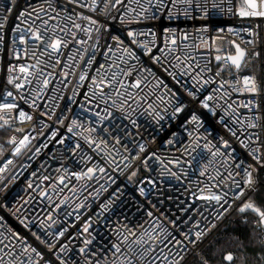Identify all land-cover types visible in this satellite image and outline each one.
Returning a JSON list of instances; mask_svg holds the SVG:
<instances>
[{
    "label": "built area",
    "instance_id": "obj_1",
    "mask_svg": "<svg viewBox=\"0 0 264 264\" xmlns=\"http://www.w3.org/2000/svg\"><path fill=\"white\" fill-rule=\"evenodd\" d=\"M50 2L56 11L49 9L45 0H0V25H3L0 27V37H2L0 39V103L18 105L17 109L12 110L13 120L10 125L0 128V168L5 167L9 159L12 160L11 164H7L5 171L0 172V249H2L0 258L3 259L4 264H8L7 253L13 249H15L14 256L22 253V244H27L30 246L29 254L34 264L36 262L46 264L48 261L52 264H60L57 256L65 260L66 264H96L97 260L100 264H111L113 259L111 253L114 251L111 245L117 242V234L127 235L131 230L136 233L137 237L147 233L148 235H144L145 240H148L151 235L155 236L154 244L152 240H149L145 245V248L151 247L152 251L145 256L143 261H137V264H152L156 257L159 259H155V264H182L191 255H196L204 261L205 258L200 252V244L222 221L229 217L233 210L239 209L241 204L249 201L247 197L250 193L264 185V165L249 155L250 148L241 144V141H244L245 144H251L252 148L258 147L256 143L250 142L247 138L250 134L257 133L261 141H264V128L247 126L245 117L256 112V109L253 108L250 112L249 109L240 105V101L248 98L250 94L232 90L237 87V79H240L239 86H243L241 77L244 75L253 76L258 83H264V18L240 17L236 9L243 3V0H207V15L203 9L193 7L188 10L189 14L186 16L183 12L184 5L180 4L177 9L173 10L175 14L171 19L168 18V9L172 7L170 0H164L165 7L160 11H156V0H152V8L157 18L141 19L139 23L135 21L128 23L132 19L130 12L124 22H121V15L126 12L127 8L139 11V5L135 0L131 3L129 0H123V6L110 8L109 14L101 11L104 0H97L99 8L96 11L77 8L69 4L68 0H50ZM139 2L146 8L148 7V0H139ZM199 2L204 3V0H199ZM88 3L91 4L92 0H88ZM213 3L221 4L224 11L212 9ZM41 5L47 15L40 11ZM230 5L231 12L228 11ZM8 8H12V11L9 12ZM65 8L68 12L75 9L76 12H83L86 16L98 19L99 23L93 26L91 39L82 29H72L77 33L75 39L86 41L82 45L76 44L70 34L65 35L58 31L61 38L68 44L58 53L62 63L56 67H49L46 64L39 65L44 70L45 76L49 72L53 73L52 76L47 77L49 84L44 86L43 78L38 79L34 75L27 78L29 83H23V87L17 89L15 82L24 80V77L19 74V65H35L36 61L31 56L32 51H36L37 56L45 51L44 42L34 45L30 39V33L23 30L32 27L33 21L39 25L40 20L37 19L39 15L42 19L49 20V36H51L53 25L59 24V28H63L68 22L66 19L60 21L49 19V17H55L57 12L63 17ZM21 12L25 14L21 16ZM73 19L76 23H80L82 28L89 26L88 20H79L75 16ZM101 25L104 27L98 34L95 28ZM17 26L19 30L13 31L17 29ZM230 27L237 30L251 28L253 32L258 33V36H252L247 32L234 35L228 32ZM69 28L71 29V24ZM165 28L176 30L174 33L167 34L169 45L172 35L176 36L174 51L170 49V46L166 47ZM129 29L154 33V36L141 35L136 39L149 42L153 55L166 56L172 64H176L175 57H179L181 63L189 66L186 69L187 75L181 73L179 69L175 70L181 81L177 84L163 72L160 65L144 54L141 46L131 45L138 59L130 60L127 66L121 64V67L135 65L138 70L151 69V72L141 73L142 84L138 89L131 90L140 97H147V102L140 100L139 106L133 104L131 100L128 101L135 109L131 117L136 121L135 126L130 123L129 119L124 118L126 113H121L117 107L112 106L111 100L107 104L100 103L98 100L89 103L91 100L89 84H91V77L96 74V69L106 60L108 63H113V61L120 63L119 57L122 53L115 50L116 42L112 40V36H120L124 41L123 47H128L130 46V38L127 36ZM220 29L224 31L220 32ZM183 33L188 34V40L182 39ZM22 34L26 37V43H21L19 39ZM218 36L225 38L223 41H216V45L222 46L223 49L219 53L215 51V45L210 49L198 39L203 38L210 41L212 37ZM97 39H99L100 47L94 50L93 45L97 43ZM249 39L254 40L255 45L246 44L245 41ZM231 40H236L248 50L241 71L237 74L233 68L230 75L225 66L221 75L216 77L220 62L215 60V56L234 54V47L228 43ZM193 42L196 43L194 49L185 46ZM108 46H113L114 51L106 57ZM25 48L28 50L27 56H25ZM17 51H19V57L16 55ZM257 51L259 56H254L253 52ZM47 52L48 55L42 56L41 59L49 61L51 57L50 63L55 64L57 54L52 53L51 49H47ZM70 53L73 56L72 61H68ZM81 53L84 56L83 59H81ZM186 53L191 57L190 62ZM92 57H94L93 64L88 68L86 80L80 83L79 75L84 70L87 60ZM64 62L69 64L68 69L64 68ZM206 65L211 71L201 72ZM10 67L15 71L10 73ZM72 68H75V74H72ZM172 70L169 68V71ZM64 71L69 72L67 77L62 75ZM197 73H200L204 79L215 77V80L208 85H203L202 81L193 84L192 77ZM9 75L16 77L13 84L8 83ZM157 78L164 81L167 89L161 86L153 93L148 85L154 87ZM130 79L134 81L136 76L133 75ZM221 81H229V83L225 84L223 89L214 91ZM184 84L190 88H200L202 96L212 94L213 100L209 103L213 107L220 105L216 109L218 114L214 117L207 110H200L204 119L202 126L198 128L194 136L199 135L207 139L200 140V148H197L191 156L182 151V148L190 143V138L188 133L180 127L189 113L186 111L179 114L177 119L170 121L172 107H167L165 111L167 101L173 98L172 93L184 97L185 100L188 99L182 87ZM40 88H44V91L40 93L38 99L37 92ZM8 91L12 92L11 97L7 96ZM105 91L108 92L110 89L105 88ZM225 91L229 95L225 96ZM85 93L89 95L86 97ZM161 95L164 96L163 101L157 99ZM22 96L28 100L27 103L25 99H21ZM32 100L36 101V107L31 106ZM120 102L117 100V105ZM149 103L155 105L156 109L164 115L162 122L157 123V120L149 114ZM228 103L233 104L232 109L228 108ZM105 107L113 112L114 116L109 117L101 125L97 123L94 113L100 111L101 115H104ZM20 109H23L32 119L21 121ZM88 109L93 111H87ZM261 113L264 114V104H262ZM221 116L224 117L229 128L235 131V136L224 127L223 123L219 122ZM74 118L81 122L82 127L77 128L76 132L82 135H72L67 131L68 124ZM60 120L64 122L60 123ZM2 123L0 121V124ZM89 127L95 128L96 131L88 132ZM196 127V125H190L189 130ZM104 128L109 129L110 134H105ZM53 132H56L55 137L52 136ZM173 132L177 135L173 144L169 146L166 141L172 139ZM25 135L33 138L18 155L13 156L12 149ZM89 136L96 143H89L85 139ZM116 136L120 137L119 144L116 143ZM221 136L230 141L231 146L226 151L220 142ZM13 137L16 138L15 143H10ZM61 140L63 143L59 142ZM101 140H106L107 144H100L97 148L96 144ZM208 141L219 145L225 154L213 157L212 152L215 149L203 148ZM141 143L146 147L137 159L135 157ZM77 144L80 145L79 148H76ZM43 145L47 146L42 147ZM37 148L41 149L39 153L36 152ZM74 148L75 152L72 151ZM232 155L237 159H232ZM257 155L264 156V148H259ZM124 157H129V159L125 160ZM192 157H195V160ZM176 159H179L181 163H174ZM190 160L191 163H189ZM209 161H211L210 164ZM241 162H243L242 168L252 165L250 170L253 183L251 185L242 183L245 194L233 202L230 192L233 185L228 174L230 171L233 174L239 171L240 175H234V178L238 181L246 179L242 169L237 168ZM204 165L208 167L203 168ZM89 167L96 168L90 179L86 177L77 181L72 176V172L87 171ZM101 167L104 168L103 172L99 171ZM65 168L68 169L67 172L64 171ZM202 168L206 173L204 176L200 175ZM217 171L220 175H217ZM133 172L136 173L135 176L132 175ZM170 172L176 175H170ZM60 176L66 177L62 183L59 180ZM44 177L48 179L45 180ZM198 181L199 184H197ZM206 186L216 192L221 190L229 192L228 204H224V208H228L227 212L218 216L217 213L222 212L221 207L215 201H205L201 198L197 188ZM141 188L144 189V194H141ZM41 191H46L47 195L42 197ZM193 192L196 193L195 199L192 196ZM48 196L52 197L51 202ZM61 200L65 202L60 204ZM57 204L60 205L59 208L56 207ZM229 204H231L230 208ZM77 205L80 207L78 208ZM102 205L107 206L106 211L102 209ZM149 212L152 213L151 216L148 215ZM49 213H51V219H49ZM86 222L90 226L89 230L84 232ZM253 227L264 251V225L259 223V219H255ZM60 230H65L64 235L55 236L54 234ZM196 231L204 232L202 241L193 245L184 239L185 234H190L191 238L195 239ZM34 233L36 235H33ZM37 236L40 239H37ZM119 239L122 240L123 236ZM131 239L134 237H130ZM86 240L91 243L86 245ZM176 240L182 241V244H176ZM41 241H46V243ZM48 244L55 245L53 251H49ZM61 246L65 248L64 252L59 250ZM184 246L189 249L187 253L183 251ZM31 247L37 248L43 254V258L31 253ZM80 248H85L84 254L80 253ZM125 248L126 245L122 247V251ZM181 256H184L183 260L180 259ZM27 258L28 254H25L23 259L27 260Z\"/></svg>",
    "mask_w": 264,
    "mask_h": 264
},
{
    "label": "snow or ice",
    "instance_id": "obj_2",
    "mask_svg": "<svg viewBox=\"0 0 264 264\" xmlns=\"http://www.w3.org/2000/svg\"><path fill=\"white\" fill-rule=\"evenodd\" d=\"M46 3H48V8L51 9L52 11H56V8L53 7L52 3L50 0H45ZM131 3L132 0H129ZM135 2L139 5V11L133 8H127L126 12L121 15V22H124L125 17L127 14L130 12L132 14V19L128 21V23H132L135 21L136 23H139L141 19L144 20H149V19H156L155 12L153 11L152 8V0H148V7L146 8L143 4H140L139 0H135ZM172 7L168 9V18L171 19L173 17L174 9H177V6L180 4L184 5L183 12L184 15L189 14V9L195 8V9H203L205 14H208V6H207V0H204V3H200L199 0H170ZM69 4L75 5L77 8H82V9H90L91 11H96L99 8V4L97 0H92V3L89 4L88 0H68ZM117 6H123V0H104V5L103 11L105 14H109V9H115ZM165 7L164 5V0H156V11L163 10ZM212 9H219L221 12L224 11L223 6L221 4L213 3L211 5ZM8 11L11 12L12 8H8ZM40 11L44 12L45 15H47V12H45L43 6L41 5ZM228 11H232L231 5L228 8ZM238 15L240 17H258V18H264V0H243V3L237 7L236 9ZM25 13L21 12V16H23ZM29 15H31L29 13ZM76 17V19L79 20H88L89 21V26L82 28V25L80 23H76L73 17ZM7 19V17H5ZM37 19L40 20V24L36 25L35 21H33V26L29 27L23 31L30 33V39L33 42L34 45L39 44L40 42H44V47L45 51L41 52L39 56H37L36 51H32L31 56L32 58L35 59L36 63L35 65L31 64H20L19 65V74L24 77V80L22 82H15L16 77H13L12 75H9L8 77V83L13 84L15 82V87L17 89H20L23 87V83H29L30 81L27 79L28 77L31 76H37V78H43V85L47 86L49 84V79L47 78L48 76H52L53 73L49 72L47 73V76H45L44 70L39 67L41 64H46L49 67H56L57 65L61 64L62 61L59 59V50L62 47H67L68 44L61 38V36L58 34V31L60 33H64L65 35L70 34L74 39L77 35L75 31H72V29H82L85 33L88 34V38L91 39V33L93 32L94 28L93 26L97 25L99 23L97 18H94L93 16H86L83 12H76L75 9H73L72 12H68L67 9H64V16L61 17L60 13L57 12L55 17H49V19H58L60 21L67 20L68 23L64 24L63 28H59V24L53 25L51 27V36H49V20L48 19H42L39 15H37ZM69 24H71V29L69 28ZM0 27H3V25H0ZM104 26L101 25L98 28H95V31L99 34L101 29ZM258 27V25H257ZM19 30V26H17V29H13V31ZM176 30L175 29H164L165 33V42H166V47L170 46V49L172 51L175 50L176 46V36L172 35L170 45L168 42L167 34L168 33H174ZM220 32H223L224 29H220ZM228 32L234 34V35H239L240 32H247L250 33L252 36H258V33L253 32L251 28H243V29H235V28H228ZM155 35L154 33H143V32H138L134 29H129L127 32V36L130 38V46L128 47H123L124 41L120 38L118 35H113L112 40L115 41V50H119L122 55L119 57L120 63H108L107 60L105 61L104 64H100L99 68L96 69V74L91 77V84H89V93H91V100L89 103L92 101H99L100 103L107 104L109 100L112 102L113 107H117L118 110L121 113H126L127 115L124 117L125 119H129L130 123L132 125H136V121L134 119H131L133 113L135 112V109L132 108V105L128 103L129 100L132 101L133 104H137L139 106V101L143 100L144 102H147V97H140L138 94L134 93L131 90L138 89L140 85L142 84V76L141 73L148 71L151 72V69L147 68H141L137 69L135 65L128 66V67H121V64L123 65H129V61L133 59H138L136 52L131 49V45H137L141 46L143 48L144 54L149 56V58L156 64L160 65V68L165 72L168 76H170L177 84H180L181 81L177 76L176 69H179V71L185 75H187V68L189 66H186L185 64L180 62L179 57H175L177 63L172 64L170 61L167 60L166 56H157L152 54V47L149 46V42L145 41H138L136 37L141 36V35ZM2 39V37H0ZM21 43H26V37L25 35H20L19 37ZM182 39L184 41L188 40V34L183 33ZM200 40V43H202L204 46L208 47L211 49L213 45H215V51L217 53L221 52L222 46L216 45V41L220 40L223 41L225 38L223 36H218V37H212L211 40H204L203 38H198ZM15 43V41L13 42ZM76 44H84L86 41L80 40V39H75ZM154 43V42H153ZM228 43L234 47L235 52L233 53H227L224 56L221 55H216L215 60L217 62H220V67L216 71V77H219L221 73L225 70V66H227V69L231 75V70L234 68L236 73L239 74L242 68L243 61L245 60V57L247 55V49L242 47L240 43H237L236 40H231L228 41ZM246 44H253L255 45L254 40H246ZM186 47H191L195 48L196 43L193 42L190 45H185ZM99 39H97V43L93 45L94 50L99 49ZM47 49H51L52 53L57 54L56 57V63L51 64L50 60L51 57H49V61H45L41 59L42 56L48 55ZM114 51L113 46H108V52L105 53V56L107 57L109 53H112ZM163 52V50H161ZM17 57H19V51L16 52ZM28 55V50L25 48V56ZM81 59L84 58L83 54L81 53ZM186 57L188 58L189 62L191 60V57L188 56V54H185ZM254 56H259V52H253ZM93 59L89 58L87 60V64L84 68V70L81 71L79 75V82L83 83L86 80V77L88 75V68L92 66L93 64ZM73 56L71 53L68 55V61H72ZM78 63V62H77ZM64 68L68 69L69 64L64 62ZM115 68V70H113ZM169 68L173 69L172 71H169ZM15 69L12 67L9 68V72H13ZM210 72L211 69L207 67V65L201 69V72ZM72 74H75V68L71 69ZM62 75L64 77H67L69 75L68 71L62 72ZM135 75L136 79L132 81L130 79L131 76ZM243 81V86L240 87V79L236 80V85L237 87H234L232 90L233 92H241V93H248L250 94L248 98L245 100L240 101V105L243 106L244 108L251 110L253 108L256 109V112L251 113V115L245 117V120L247 122V126L249 128H257L261 127L264 128V114L261 113V107L262 104H264V100H262V96H264V83H258L255 77L249 76V75H244L241 77ZM215 80V77H209L208 79H204V77L200 74L197 73L195 76L192 77L193 84H196L199 81L203 82V85H208L213 83ZM229 83V81H221L218 88L214 89V91H219L224 88V85ZM65 86L66 82H65ZM151 88V91L154 93L158 88L163 86L165 89H167V85L164 83V81L160 78L156 79V84L153 87L152 85H148ZM182 87L185 90L187 100L184 99L182 96H178L176 93H172V99H169L166 103L165 106V111L167 107H172L173 111L171 113V116L169 117V120L177 119L179 117V114H182L184 112H188L187 118L182 122L180 125L181 128L184 129L188 133V136L190 138V143L182 148V151L189 156L192 155L193 152H196L197 148H200V140L201 139H207L206 137H201L199 135H195L198 131V128L202 126L203 123V115L201 114V109L207 110L208 113L212 114L213 117L216 116L218 113L216 109L220 107L219 104L216 105V107H213L209 101L213 100V95H203L200 88H190L187 84L182 85ZM105 88L110 89V91L106 92ZM95 89V91H94ZM44 91V88H40L39 92H37V98H40V93ZM89 93H85V96L87 97ZM7 96L11 97L13 94L12 92L8 91ZM75 94V90H74ZM224 95L227 96L229 95L228 92H224ZM202 97V98H201ZM21 99H25V102L27 103L28 100L25 97H21ZM71 99V98H70ZM157 99L163 101L164 96H158ZM223 99V97H221ZM117 100H120L121 102L117 105ZM198 104V107L196 105ZM31 106L36 107V101L32 100L31 101ZM191 106V107H190ZM18 105L16 103H0V121L3 123L0 124V128L5 127L10 125V122L13 120V115H12V110L17 109ZM228 108L232 109L233 104L228 103ZM148 109L149 114L153 116L154 119L157 120V123H160L164 120V115L161 114L160 111H158L152 103L148 104ZM87 111H93L92 109H88ZM104 115H101L100 111H95V116L97 117V123L103 124L109 117H113L114 114L113 112L109 111L107 107L103 109ZM47 115V113H44ZM227 114V112L225 113ZM19 118L21 121L27 119L31 120L32 117L28 115L23 109L19 110ZM60 123H63V120L59 121ZM220 123L224 124L225 128H228L229 131L232 132V135L235 136L236 133L233 131L231 128H229L227 122L224 120V117H220ZM239 122V121H238ZM190 125H196V128H193L192 130H189ZM47 126V125H45ZM82 127L80 120L74 118L70 124H68L67 131L71 133L72 135H82V133L76 132L77 128ZM88 132H95L96 129L89 127L87 129ZM127 131V130H126ZM103 132L105 134H110V130L107 128L103 129ZM43 134V133H41ZM176 133H172V139H168L166 143L171 146L174 142V139L176 137ZM52 136H56V132L52 133ZM33 137H30L29 135L23 136L22 139L19 140L18 144L12 149V155L16 156L18 155L21 150L26 147V145L30 142V140ZM15 137L10 140V143H15ZM89 141V143H96V141L92 140V138L85 137ZM116 143H120V137L116 136ZM220 142L226 151L231 145L230 141L228 139H225L223 136L220 138ZM250 142L256 143L258 147L252 148L251 144H245L244 141H241V144L244 145L246 148H250L249 155L253 157L254 160L260 162L262 165H264V156L262 155H257L258 149L259 148H264V141H261V138L259 134L257 133H252L248 136L247 138ZM60 143H63V140L59 141ZM178 143V142H177ZM100 144H107L106 140H101L100 143L96 144V147L99 148ZM47 145H43L42 147H46ZM80 145L77 144L76 148H79ZM139 152L137 153L135 158H140V153H143L145 151V144L141 143L139 144ZM203 148L205 149H215V151L212 152V156L216 157L217 155L223 156L225 153L221 151V147L217 144H213L211 141H208L203 145ZM40 148L36 149V152H40ZM127 151V148L125 149ZM73 152L76 151V149H72ZM152 155H155V153H152ZM199 155V153H197ZM87 159H91V157H87ZM125 160H128L129 157H124ZM193 160H195V157H192ZM232 159H237L234 155H232ZM176 164H180L181 161L179 159H176L173 161ZM192 161L190 160L189 163ZM12 160L9 159L5 167L0 168V172L5 171V168L7 167V164H11ZM211 161H209V164ZM243 162L241 164L237 165V168H241L242 171L244 172V175L246 179L243 181H238L234 178L235 176H239L240 172L237 171L235 174L233 172H229L228 178L232 180V185L233 189H230L231 196L233 198V202L235 200H238L241 196L245 194V188L241 186L243 183L244 185H251L253 183V178H252V171L250 170L252 168V165H249L247 168H242ZM208 165H204L203 168H207ZM201 170L200 175L204 176L206 173L205 171ZM65 172L68 171L67 168L64 169ZM96 171L95 167H89L87 168V171H79V172H72V176L75 177L77 181L83 180L86 177L91 178V174ZM99 171L103 172L104 168H99ZM170 175L175 176L176 173L170 172ZM35 175V173H33ZM133 176L136 175L135 172L132 173ZM217 175H220L219 171H217ZM131 179V177H129ZM43 179L47 180L48 177H44ZM66 179L65 176H60L59 180L62 183ZM179 179V177H177ZM211 179V177H210ZM199 184V181L197 182ZM31 187V185H29ZM216 187H219V185H216ZM197 190L201 194V198L205 201H215L222 209V212L217 213V215H222L223 212H227L228 208H224V204H228V198H229V192H225L221 190L220 192L213 191L211 187L206 186L205 188H197ZM141 194H144V189H140ZM40 195L46 196L47 193L46 191H41ZM193 198L195 199L196 193H192ZM49 202H51L52 197L48 196ZM65 201L61 200L60 204H63ZM223 202V203H221ZM59 204L56 205L57 208H59ZM229 208L231 207V204L228 205ZM79 208L80 205H77ZM102 209L105 211L107 210L106 205L101 206ZM239 212L243 213L247 210H251L252 212L256 213L259 216V223L261 225H264V209L261 207L257 206L254 202L251 200L244 202L243 204L240 205L239 207ZM149 216L152 215L151 212L148 213ZM49 219H51V213H49ZM77 219H79V216H77ZM27 227V225H25ZM89 224L86 222L85 226L83 228L84 232H87L89 230ZM126 227V226H125ZM215 227V225H213ZM65 230H60L55 236H63ZM163 231V230H161ZM19 234H17L18 236ZM33 235H36L35 233ZM144 235H148L145 233ZM144 235H141L139 237L136 236V233L129 230L127 235H124L123 233H118L117 234V242L113 243L111 245V248L114 249L112 251V256L113 259L111 261V264H137V261H143L145 256L149 252L152 251V248H145V245L148 244L149 240L153 241V244L155 243V236L151 235L149 236L148 240L144 239ZM120 236H123V239H119ZM130 237H134V239L130 240ZM204 238V232L203 231H196L195 232V239H192L190 234H185L184 239L187 240L189 243L195 245L197 242L202 241ZM26 239V238H22ZM37 239H40L39 236H37ZM42 243H46V241H41ZM91 241H85V244H89ZM176 244L180 245L182 244V241L176 240ZM126 245V248L122 251V247ZM23 247V252L22 253H17L14 256L15 249L12 251L8 252L7 255L9 256V261L8 264H17V261H19V264H34V262L31 259V254H29V245L27 244H22ZM49 251H53L55 248V245L53 244H48ZM61 252L65 251V248L63 246L60 247L59 249ZM2 251V249H0ZM80 253L84 254L85 253V248H80ZM183 251L187 253L189 249L184 246ZM31 253H34L37 257H40L41 259L43 258V254L37 250L35 247H31ZM25 254H28L27 260L23 259V256ZM95 255V253H93ZM225 260L231 261L233 259V256L231 253H228L225 257ZM57 259L60 260V264H66V261L63 260L61 257L57 256ZM155 259H159V257H156ZM155 259L152 261V264H155ZM167 259V258H166ZM181 260L184 259V256L180 257ZM0 264H4V261L2 258H0ZM38 264V262H36ZM46 264H52L51 261L46 262ZM96 264H100L99 260L96 261ZM203 264H208L207 259L204 260Z\"/></svg>",
    "mask_w": 264,
    "mask_h": 264
},
{
    "label": "trees",
    "instance_id": "obj_3",
    "mask_svg": "<svg viewBox=\"0 0 264 264\" xmlns=\"http://www.w3.org/2000/svg\"><path fill=\"white\" fill-rule=\"evenodd\" d=\"M247 199L264 209V185L250 193ZM255 219L260 218L250 210L243 213L233 210L200 244V252L208 264H264V251L253 227ZM228 253L233 256L231 261L224 258ZM203 262L196 255H191L182 264Z\"/></svg>",
    "mask_w": 264,
    "mask_h": 264
},
{
    "label": "water",
    "instance_id": "obj_4",
    "mask_svg": "<svg viewBox=\"0 0 264 264\" xmlns=\"http://www.w3.org/2000/svg\"><path fill=\"white\" fill-rule=\"evenodd\" d=\"M251 211V210H250ZM254 213V212H253ZM256 214V213H255ZM257 215V214H256ZM258 216V215H257ZM259 217V216H258Z\"/></svg>",
    "mask_w": 264,
    "mask_h": 264
}]
</instances>
